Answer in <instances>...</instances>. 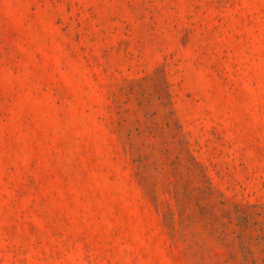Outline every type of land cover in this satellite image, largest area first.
<instances>
[{"label": "rangeland", "instance_id": "374dc122", "mask_svg": "<svg viewBox=\"0 0 264 264\" xmlns=\"http://www.w3.org/2000/svg\"><path fill=\"white\" fill-rule=\"evenodd\" d=\"M0 264H264V0H0Z\"/></svg>", "mask_w": 264, "mask_h": 264}]
</instances>
